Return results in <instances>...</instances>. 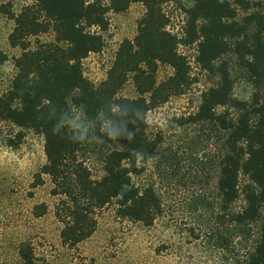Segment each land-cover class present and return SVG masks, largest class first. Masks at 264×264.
<instances>
[{"label": "trees", "instance_id": "obj_1", "mask_svg": "<svg viewBox=\"0 0 264 264\" xmlns=\"http://www.w3.org/2000/svg\"><path fill=\"white\" fill-rule=\"evenodd\" d=\"M173 1L34 0L17 14L10 5L0 6V13L14 22L8 43L21 51L14 59L16 72L11 85L0 95V124L20 129L18 141L23 130L43 137L45 162L34 176L35 185L42 183V176L49 178L51 194L59 198L54 216L62 226L60 240L68 248L91 237L98 215L115 199L117 218L150 226L160 214L161 203L153 189L134 187L131 175L138 172V162L156 155L159 141L145 134L147 113L171 97L185 94L196 82L186 56L179 51L191 45H196L195 61L200 70L215 76L216 82L201 92L196 112L182 119V124L213 123L227 132L217 166L222 205L226 208L236 200L239 175L243 174L252 185L245 195V208L232 214L231 222L248 226L259 221V207L264 202V96L261 106L260 97H255L256 107L251 110L236 100L231 72L220 59L233 54L250 75L254 89L264 95V17L249 13L247 0H194L183 9L185 25L178 36L169 31L170 18L164 11V5ZM136 3L144 7V13L137 21L135 36L120 43L105 79L92 83L83 74L82 61L104 48L107 15L124 13ZM239 11L245 15L240 17ZM49 31L52 41L31 44V38ZM6 60L0 52V65ZM159 65L172 70L161 82L156 79ZM129 78L137 96H118ZM72 106L81 107L87 120L104 128L101 138L115 145L104 158L101 178H94L77 156L86 141L74 138L83 133L87 140V134L67 126ZM218 107L242 113L236 122H229L228 112L218 113ZM108 122L119 128L121 136L125 128L133 135L108 137ZM17 142L8 139L7 146ZM45 210L39 205L34 215L42 216ZM259 234L248 264H264V220L260 221ZM17 252L22 264H35L29 243H21Z\"/></svg>", "mask_w": 264, "mask_h": 264}, {"label": "rangeland", "instance_id": "obj_2", "mask_svg": "<svg viewBox=\"0 0 264 264\" xmlns=\"http://www.w3.org/2000/svg\"><path fill=\"white\" fill-rule=\"evenodd\" d=\"M194 0L166 3L164 11L170 18L169 31L181 36L185 16L183 9ZM224 1V0H220ZM233 2V0H227ZM250 2L249 13L264 17V0ZM34 0H0L19 13ZM144 7L132 4L124 13H109V27L104 33L105 45L98 54L82 61L84 76L94 84L105 79L120 43L132 40ZM240 17L245 15L239 11ZM14 22L0 13V52L7 60L0 65V95L9 89L15 75L14 59L21 51L8 43ZM51 31L31 38L50 42ZM196 45L180 47L186 56L196 82L183 95L171 97L163 106L146 115V136L159 141L155 158L138 162V172L131 175V184L139 189L151 187L161 203V212L150 226L117 218L118 199L113 200L97 217L94 233L74 248L61 243V224L54 216L59 198L51 194L52 185L46 176L35 185V174L45 162L43 137L23 130L18 141L17 127L0 124V264H22L17 248L29 243L35 264H248L249 256L259 241V225L264 220V202L259 207V221L250 225H236L231 215L243 211L245 195L251 182L240 174L238 197L225 208L217 189V166L223 155L227 132L216 124H182V119L196 112L201 92L216 82V77L200 70L195 59ZM226 62L233 79V97L254 109L255 97L264 96L251 85L250 75L240 67L233 54L220 59ZM172 70L164 65L157 69V82L166 79ZM118 96H137L131 78ZM228 112L227 120L236 122L242 113L233 108L218 107L217 112ZM252 113V112H251ZM255 121V119H253ZM80 125L87 134L86 142L77 153L91 170L94 178L104 175L103 163L115 145L105 142L104 128L86 119L82 108L72 106L67 123ZM18 141L13 147L7 140ZM45 206L42 216L34 215L35 207Z\"/></svg>", "mask_w": 264, "mask_h": 264}, {"label": "clouds", "instance_id": "obj_3", "mask_svg": "<svg viewBox=\"0 0 264 264\" xmlns=\"http://www.w3.org/2000/svg\"><path fill=\"white\" fill-rule=\"evenodd\" d=\"M73 127L79 129L80 125L76 124L75 122H73ZM57 128H53V131L57 133ZM105 135H107L110 138L113 139H119V138H131V136L133 135V133L127 131V129L125 128V132L124 135L121 136L119 133V128L118 127H114L112 126L111 122H108V126L105 128ZM74 141H80V142H85L86 141V137L85 134L80 133L78 135V137L74 138ZM138 158L143 159V154L140 152L136 153Z\"/></svg>", "mask_w": 264, "mask_h": 264}]
</instances>
